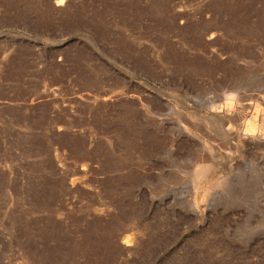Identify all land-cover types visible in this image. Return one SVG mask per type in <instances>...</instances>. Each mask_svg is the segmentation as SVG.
Segmentation results:
<instances>
[{
	"label": "rangeland",
	"instance_id": "obj_1",
	"mask_svg": "<svg viewBox=\"0 0 264 264\" xmlns=\"http://www.w3.org/2000/svg\"><path fill=\"white\" fill-rule=\"evenodd\" d=\"M0 264H264V0H0Z\"/></svg>",
	"mask_w": 264,
	"mask_h": 264
},
{
	"label": "snow or ice",
	"instance_id": "obj_2",
	"mask_svg": "<svg viewBox=\"0 0 264 264\" xmlns=\"http://www.w3.org/2000/svg\"><path fill=\"white\" fill-rule=\"evenodd\" d=\"M59 2H61V3H62V2H63V0H59Z\"/></svg>",
	"mask_w": 264,
	"mask_h": 264
},
{
	"label": "bare ground",
	"instance_id": "obj_3",
	"mask_svg": "<svg viewBox=\"0 0 264 264\" xmlns=\"http://www.w3.org/2000/svg\"><path fill=\"white\" fill-rule=\"evenodd\" d=\"M199 198V197H198ZM200 198H202V197H200Z\"/></svg>",
	"mask_w": 264,
	"mask_h": 264
}]
</instances>
